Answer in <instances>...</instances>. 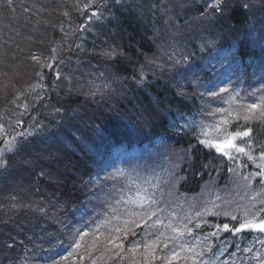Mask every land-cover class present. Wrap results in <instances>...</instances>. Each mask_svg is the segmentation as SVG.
<instances>
[{
    "label": "trees",
    "instance_id": "obj_1",
    "mask_svg": "<svg viewBox=\"0 0 264 264\" xmlns=\"http://www.w3.org/2000/svg\"><path fill=\"white\" fill-rule=\"evenodd\" d=\"M161 1L0 0V58L5 42L16 56L0 74L24 59L0 75V149L17 146L0 166V264H264L261 235L256 259L215 254L264 220V163L248 157L264 156V109L249 111L264 103V0H165L198 4L180 26L149 6ZM232 137L249 153L217 150ZM133 159L163 171L148 211L120 173ZM19 164L31 192L11 195Z\"/></svg>",
    "mask_w": 264,
    "mask_h": 264
},
{
    "label": "rangeland",
    "instance_id": "obj_2",
    "mask_svg": "<svg viewBox=\"0 0 264 264\" xmlns=\"http://www.w3.org/2000/svg\"><path fill=\"white\" fill-rule=\"evenodd\" d=\"M165 1V0H164ZM162 2L161 4L159 3V6H156V8H155V6L153 5V4H151V5H149L150 7H151V9L152 10H161V15H163V17L165 18V20H166V24L168 23V24H170V22H172V21H174V24L175 25H177V26H180V24H179V22H177V20H176V17L178 16V17H180V21L181 20H183L184 22H185V20H186V18L187 19H189V22H192V21H195V20H197V15H192L191 16V13H193L194 11H198L199 10V8L197 7L198 6V4L196 3V2H194V3H186L185 5H182L181 6V9H180V11H176V10H174V11H172L173 9L172 8H168V5H166V2ZM197 2H199V0H197ZM253 2H255V1H253ZM158 3V2H157ZM156 3V4H157ZM231 3H233V2H231ZM231 3H229V4H231ZM2 3H0V5H1ZM186 11V12H185ZM185 12V13H184ZM210 22L208 21V20H205V26H204V28H207L208 29V26H212L213 24H209ZM189 29V28H188ZM210 29H212L213 30V28H210ZM181 29L180 30H174V29H171V32L173 33V34H179V33H181ZM202 32H204V29L202 30ZM204 34H205V32H204ZM156 37H159V36H156ZM201 38H203L202 36H200V39ZM48 44H50V43H48ZM5 46L7 47V50L2 54V57H4V60H5V62L7 61L6 59L8 58V59H10V57H16L15 56V54H13V53H11L10 51H14L13 49V47H15L14 45H13V43H12V45H10V44H8V42H5ZM21 57H23V56H21ZM24 58V57H23ZM4 60H2L1 58H0V62H3ZM23 64H24V59L21 61V62H19V65L17 66V68H15L14 69V71L12 72V71H9L8 69H6V67H5V64H4V70H5V72L4 73H1L0 75L1 76H4V77H6V76H9L10 78L12 77H14V79H16V77H18V76H20V70L24 67L23 66ZM23 66V67H22ZM120 77V76H119ZM112 80H114V79H112ZM111 79L109 80V81H112ZM115 81V80H114ZM113 82V81H112ZM109 85H111L110 83H108ZM14 85H15V83H14ZM90 85L92 86V88H93V90H95L96 89V92H98V90L100 89V86L98 85V84H96L95 85V82L93 81L92 83H90ZM18 86V84L17 85H15V87H17ZM20 86H21V84H20ZM19 87V86H18ZM22 88H24V87H22ZM92 88H91V90H92ZM124 89V88H123ZM25 90V89H24ZM92 90V91H93ZM31 92H29V93H27V95L29 96V97H32L33 98V96L30 94ZM22 95V94H21ZM26 94L25 95H23V98H26V96H27ZM76 113L79 111L78 109H77V111L76 110H74ZM219 124V123H218ZM218 124H217V126H218ZM228 148H230V147H228ZM14 149H15V146H14V141H13V144H12V142L11 143H9V144H6L5 145V147H3V150H1L0 149V161H2V156H3V154H6V155H8V154H10L11 153V151H14ZM52 151H53V149H52ZM47 153V152H46ZM252 157H255V155H252ZM7 161H4V162H0V166H3L5 163H6ZM254 163L255 164H263L264 163V160H261V159H256L255 161H254ZM253 164V163H252ZM251 164V165H252ZM26 165L25 164H19L18 165V167H22V169H19L20 171V174L22 175V176H19V177H17V180L18 181H15V183H14V185H11V189H13V193H10L11 195H16V194H19V192H21V191H24V190H26V188H27V190H29L28 192L30 193L31 192V188H30V177H29V171H33L34 169V167H31L30 166V168H27V167H25ZM155 170H156V167L155 168H150L149 170H147V172L149 173L148 174V176L147 177H150L151 175H153V174H155ZM159 176H158V178L161 176V174H158ZM25 182V183H24ZM26 184V185H25ZM202 193V195L203 196H205V191H201ZM10 195V197H9V199H14V197L15 196H11ZM35 198H37V197H34V199ZM38 201V199H35V202H37ZM10 207V206H9ZM151 209H153L152 207H151ZM160 211V209H157V210H155V213H152V214H157L158 212ZM182 214V213H181ZM185 216H189V214H182V217H185ZM14 227L17 229V228H19L18 227V225L16 226V225H14ZM175 229V228H174ZM179 228H177L176 227V230H178ZM247 229H249V233L251 234H255V233H258L259 231H262V230H260V229H258V228H247ZM18 230H20V229H18ZM197 249H198V252H199V254L201 255V251H202V249H201V247L200 246H197ZM256 255H257V253H256ZM256 255L255 256H253V258H255L256 257ZM258 256L260 257V254H258ZM229 260V259H228ZM227 260V261H228Z\"/></svg>",
    "mask_w": 264,
    "mask_h": 264
},
{
    "label": "snow or ice",
    "instance_id": "obj_3",
    "mask_svg": "<svg viewBox=\"0 0 264 264\" xmlns=\"http://www.w3.org/2000/svg\"><path fill=\"white\" fill-rule=\"evenodd\" d=\"M209 7L213 8L215 11H220L222 5L217 3V4L209 5ZM93 15H96V13H93ZM104 55L108 56V57H111L112 55H114V53L113 52H105ZM32 59L33 60H37L38 58L34 56V57H32ZM257 108L264 109V103H262L260 105H258V104L250 105L249 106V111L255 110ZM261 115L264 116V110H262ZM250 132H251V130H248V131H244L242 133H237V135H239V136H249ZM216 147H217L218 151L224 152V149L226 147H236V146L233 144L232 139L230 138V139L224 141L223 143L217 144ZM236 150L239 151V152H244L243 148H236ZM224 154L228 155L227 152H224ZM223 228L225 230H228L229 229V225L228 224H224ZM243 228H258V229L264 231V220L260 221L259 223H254L252 221H245L239 227L232 229V231L240 232L241 229H243ZM176 255H177L176 253H173V258H176Z\"/></svg>",
    "mask_w": 264,
    "mask_h": 264
},
{
    "label": "bare ground",
    "instance_id": "obj_4",
    "mask_svg": "<svg viewBox=\"0 0 264 264\" xmlns=\"http://www.w3.org/2000/svg\"><path fill=\"white\" fill-rule=\"evenodd\" d=\"M80 33H81L82 35H84L83 32H80ZM80 33L76 32V33L74 34L75 37H76V41H77L76 43H81V42L84 43V41H85V38L82 37V35H81ZM235 34H236V31H235ZM90 35H91V34H90ZM43 78L46 79V81L51 82V80L48 79V75H47V74H45V75L43 76ZM131 179H132L131 176H127V177H126V180H131Z\"/></svg>",
    "mask_w": 264,
    "mask_h": 264
}]
</instances>
